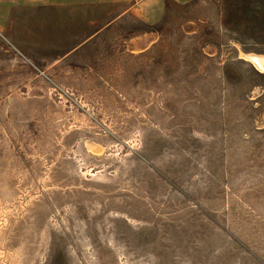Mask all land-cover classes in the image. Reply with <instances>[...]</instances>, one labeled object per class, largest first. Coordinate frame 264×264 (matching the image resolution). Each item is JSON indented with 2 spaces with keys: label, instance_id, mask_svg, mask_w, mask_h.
<instances>
[{
  "label": "rangeland",
  "instance_id": "1",
  "mask_svg": "<svg viewBox=\"0 0 264 264\" xmlns=\"http://www.w3.org/2000/svg\"><path fill=\"white\" fill-rule=\"evenodd\" d=\"M139 1L0 31V264H264V0Z\"/></svg>",
  "mask_w": 264,
  "mask_h": 264
},
{
  "label": "crops",
  "instance_id": "2",
  "mask_svg": "<svg viewBox=\"0 0 264 264\" xmlns=\"http://www.w3.org/2000/svg\"><path fill=\"white\" fill-rule=\"evenodd\" d=\"M135 2L133 9L141 4L139 0H0V31L11 36L15 42L38 44L46 49L56 44L66 45L73 38L86 33L93 24L97 26L100 3ZM150 0H142L145 7ZM162 3L163 0H153ZM187 3L191 0H176ZM94 13V15H93ZM0 32V33H1ZM98 31L95 30L94 33ZM88 39H85V41ZM75 41V40H74ZM77 41V40H76ZM83 42V40H81ZM49 47V48H51ZM59 48V47H58ZM64 49H67V47ZM70 49H73L71 47Z\"/></svg>",
  "mask_w": 264,
  "mask_h": 264
},
{
  "label": "water",
  "instance_id": "3",
  "mask_svg": "<svg viewBox=\"0 0 264 264\" xmlns=\"http://www.w3.org/2000/svg\"><path fill=\"white\" fill-rule=\"evenodd\" d=\"M252 55H247L245 58L247 60H249L259 71H261L262 73H264V66H262L261 64L258 63L257 60H252Z\"/></svg>",
  "mask_w": 264,
  "mask_h": 264
},
{
  "label": "bare ground",
  "instance_id": "4",
  "mask_svg": "<svg viewBox=\"0 0 264 264\" xmlns=\"http://www.w3.org/2000/svg\"><path fill=\"white\" fill-rule=\"evenodd\" d=\"M252 60H257L259 64H261L262 66H264V55H254L252 54Z\"/></svg>",
  "mask_w": 264,
  "mask_h": 264
}]
</instances>
